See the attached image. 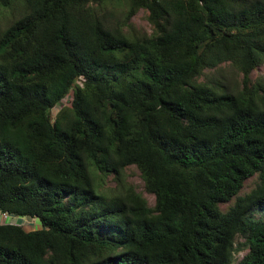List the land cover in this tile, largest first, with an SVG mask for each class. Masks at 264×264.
I'll list each match as a JSON object with an SVG mask.
<instances>
[{
  "label": "trees",
  "instance_id": "16d2710c",
  "mask_svg": "<svg viewBox=\"0 0 264 264\" xmlns=\"http://www.w3.org/2000/svg\"><path fill=\"white\" fill-rule=\"evenodd\" d=\"M19 9L0 33V211L41 227L0 222V264H264V0Z\"/></svg>",
  "mask_w": 264,
  "mask_h": 264
},
{
  "label": "rangeland",
  "instance_id": "374dc122",
  "mask_svg": "<svg viewBox=\"0 0 264 264\" xmlns=\"http://www.w3.org/2000/svg\"><path fill=\"white\" fill-rule=\"evenodd\" d=\"M24 5V0H16L14 5L9 8H0V33L12 23L18 16L20 12V5ZM147 11L144 9H141L137 12V14L132 18L133 27L135 30L151 32V24L148 21L147 18ZM231 72V71H230ZM259 76H264V64L261 65L258 69L253 71V79H256ZM72 95H69L67 98V103H69V100H71ZM57 110V109H56ZM54 110V111H56ZM127 182L133 184L135 189L139 192H142L148 199L150 204H154L155 198L152 194L146 193L144 189V182L141 178L140 171L136 166H131L127 169L125 174ZM259 183L258 177H253L249 180H247L243 193L250 192L253 188L257 186ZM115 186V181L110 177L108 181H105L104 189L107 188H113ZM234 203H227L222 205L224 210H227L230 205ZM0 222H6V223H16L21 224L25 227L27 230H36L41 227V223L39 220L33 219L31 217L27 216H16L12 214H4L0 211ZM238 242H242V238H238ZM247 250L245 248H241L238 250L236 254V260H240L245 254Z\"/></svg>",
  "mask_w": 264,
  "mask_h": 264
}]
</instances>
